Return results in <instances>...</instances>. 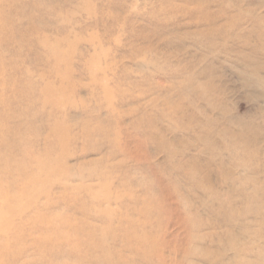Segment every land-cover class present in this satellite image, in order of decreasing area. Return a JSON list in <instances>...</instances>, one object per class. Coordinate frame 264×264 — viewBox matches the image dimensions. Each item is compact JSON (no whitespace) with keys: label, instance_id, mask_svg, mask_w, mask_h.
I'll return each instance as SVG.
<instances>
[{"label":"rangeland","instance_id":"obj_1","mask_svg":"<svg viewBox=\"0 0 264 264\" xmlns=\"http://www.w3.org/2000/svg\"><path fill=\"white\" fill-rule=\"evenodd\" d=\"M0 264H264V0H0Z\"/></svg>","mask_w":264,"mask_h":264}]
</instances>
